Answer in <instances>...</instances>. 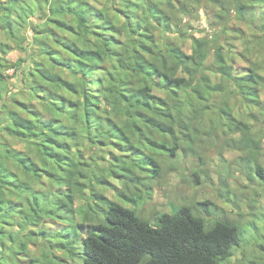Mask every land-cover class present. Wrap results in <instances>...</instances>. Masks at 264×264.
<instances>
[{"label": "trees", "instance_id": "1", "mask_svg": "<svg viewBox=\"0 0 264 264\" xmlns=\"http://www.w3.org/2000/svg\"><path fill=\"white\" fill-rule=\"evenodd\" d=\"M200 9L209 32L191 25ZM16 49L22 57L9 63ZM13 86L24 99L8 94ZM262 89L264 0H0V264H68L76 255L62 242L69 236L82 264L231 258L242 246L239 217L206 227L184 203L150 223L106 191L114 181L148 189L136 168L157 178L160 156L177 157L174 148L191 147L214 120L237 136L247 179H264V128L255 125ZM86 148L95 150L87 157ZM133 192L146 199L150 191ZM226 194L241 214L237 195ZM53 205L81 222L61 218L71 226L57 231ZM103 207L104 216L91 215ZM85 226L84 236L70 234ZM49 235L59 242L48 248Z\"/></svg>", "mask_w": 264, "mask_h": 264}, {"label": "rangeland", "instance_id": "2", "mask_svg": "<svg viewBox=\"0 0 264 264\" xmlns=\"http://www.w3.org/2000/svg\"><path fill=\"white\" fill-rule=\"evenodd\" d=\"M191 25L194 29H204V32H209V22L205 9H200L198 16L193 15ZM202 33V31H197L195 35L199 36ZM188 48L189 42L186 41L183 44V49L188 50ZM241 48L240 42L236 41V50L239 51ZM21 57L20 50L16 49L8 54L7 60L9 63H13L20 60ZM208 60L211 61L212 56H209ZM236 63L244 65L238 58L236 59ZM6 73H12V69L7 70ZM235 75L242 76L239 72ZM19 77L20 74L18 73L17 79ZM9 90L8 94L13 97L15 96L16 99L21 100L25 98V93L19 91L18 86L10 87ZM260 99L261 101L264 100L263 89L260 92ZM260 107L258 110H260ZM259 118L260 120H255V125H262L264 128V111L262 115H259ZM217 124L218 122L214 120L213 126H216L213 129L215 130L209 131L208 134L200 133L191 147L186 146L187 144L184 142H181L180 146L177 147L173 144L178 156H160V173L157 178L148 179L144 171L136 168L138 174L141 175V179L151 184L148 189L139 186L140 184L137 183L134 184V188H121L120 183L114 181L113 186H109L110 189L106 191L110 193L107 197L125 208L132 209L136 215L139 217L143 216L142 218L148 220L150 223L156 222L157 214L162 212L172 213L184 203L189 205L195 213L203 217L206 227L211 226L215 220H225L224 217L227 216L231 219L239 217L234 222L240 225L239 237L242 246L236 249L237 246L234 245L231 249L233 250L232 257L220 261V264H264V185L259 184L260 182L264 183V179L260 176H256V179H247L244 169L241 170L239 166V156L242 154V150H239L236 143L237 136L222 134ZM175 139V134L169 136V142L178 143L179 140ZM107 149L118 154V151L111 146ZM94 150V148H86L84 153L88 157ZM102 153L104 151L98 149L93 154L95 156L94 161L101 163L102 159H100V155ZM106 156L109 157L110 154L106 152ZM260 161L264 165V159L260 158ZM85 167L83 165L79 166L82 171H84ZM111 182L113 183V181ZM133 189L138 191L142 189L145 196L148 190L150 192L148 197L146 196V199H144L133 194ZM227 189L231 191V194L235 193L237 199H240L238 202L241 214L236 209L230 210L232 207L230 206L231 203L227 202ZM206 199H209L211 202L202 205L197 203L199 200L204 201ZM81 201L82 199L76 202V205ZM53 206V213L55 215L50 217L54 220V223H58L56 227L57 231H62L66 229V226H71V223H62L61 218L70 221L73 217L74 223L81 222L79 216H72L68 211H61L56 205ZM98 206H100L99 203ZM103 208L104 211H93L91 215L97 214L98 216L99 214L104 216L106 208ZM49 223L51 225L54 224L51 221ZM87 227L85 226L84 229L83 227H77L70 234L77 237L84 236L85 232L83 230L87 231ZM67 239V241H62L63 244L69 247V249H75L76 252V255L72 258L69 257V260L66 258L68 264H82L81 250L79 251L76 248L77 241L70 239V236ZM58 242L52 235L44 238V243L48 248L51 244L57 245ZM55 253L57 256L61 255L57 247ZM56 259L60 260L59 257H56Z\"/></svg>", "mask_w": 264, "mask_h": 264}]
</instances>
